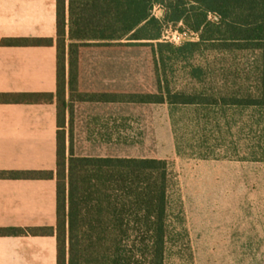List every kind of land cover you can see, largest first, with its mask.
Here are the masks:
<instances>
[{
  "label": "crops",
  "instance_id": "crops-1",
  "mask_svg": "<svg viewBox=\"0 0 264 264\" xmlns=\"http://www.w3.org/2000/svg\"><path fill=\"white\" fill-rule=\"evenodd\" d=\"M32 38L54 43L0 44V93H56L58 86L57 0H0V41ZM172 96L167 159L126 149L98 158L165 164L163 264H256L264 202L257 218L256 190L238 188L254 170L241 164L234 136L242 113L249 128L251 112L254 128L255 97L181 91L174 96L205 100L180 103ZM58 131L55 102L0 103V171L55 173ZM163 170L79 167V264H156ZM10 228L54 233L0 235V264H58L56 178L0 179V229Z\"/></svg>",
  "mask_w": 264,
  "mask_h": 264
},
{
  "label": "rangeland",
  "instance_id": "rangeland-1",
  "mask_svg": "<svg viewBox=\"0 0 264 264\" xmlns=\"http://www.w3.org/2000/svg\"><path fill=\"white\" fill-rule=\"evenodd\" d=\"M154 14L162 18L164 12L157 7ZM196 38L181 23L165 25L160 41H72L67 30L65 83L54 99L61 111L60 132L67 158L117 160L98 156L119 155L126 149L123 154L128 156L167 159V98L181 91L231 93L263 103L264 51L182 50ZM159 42L175 49L165 48L161 53ZM72 44L78 45L73 73L69 66ZM131 94L152 95L153 99L163 95L164 103L114 104L115 99ZM234 136L238 137L241 164L249 161L250 173L251 167L254 170L252 181H241L238 188L256 190L258 218L264 202V104L256 105L254 128L251 112L249 128L247 114L240 115V131ZM256 250V264H264V257H259L264 246L257 245Z\"/></svg>",
  "mask_w": 264,
  "mask_h": 264
},
{
  "label": "trees",
  "instance_id": "trees-1",
  "mask_svg": "<svg viewBox=\"0 0 264 264\" xmlns=\"http://www.w3.org/2000/svg\"><path fill=\"white\" fill-rule=\"evenodd\" d=\"M164 14L157 18L154 10ZM181 23L197 38L182 50H262L264 51V0H57L58 86L56 93H0V103H53L65 83L66 35L74 41L129 42L160 41L163 27ZM30 46L53 45L52 39H4L0 44ZM77 44L70 45L69 66L73 73L78 64ZM162 53L166 46L157 45ZM180 103L204 101L197 97L174 96ZM128 103H164L161 95L131 94L114 100ZM256 105L264 104L256 103ZM57 105V104H56ZM58 109L57 169L50 171H0V179H53L57 181L58 264H79V186L80 166L160 168L163 185L160 203L156 264H163L166 168L159 160L67 158L61 139ZM52 228L0 229V235H49Z\"/></svg>",
  "mask_w": 264,
  "mask_h": 264
}]
</instances>
